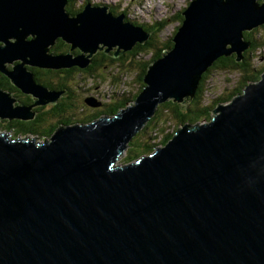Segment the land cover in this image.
<instances>
[{"label":"water","instance_id":"1","mask_svg":"<svg viewBox=\"0 0 264 264\" xmlns=\"http://www.w3.org/2000/svg\"><path fill=\"white\" fill-rule=\"evenodd\" d=\"M67 3L0 0V72L36 100L13 107L0 89V119L31 120L53 102L28 67L84 68L97 50L119 57L150 38L107 6L70 15ZM181 16L174 45L116 115L41 143L0 133V264H264V73L206 124L115 164L161 103L192 100L219 57L241 60L264 0H190ZM58 39L82 54L50 53Z\"/></svg>","mask_w":264,"mask_h":264},{"label":"rangeland","instance_id":"2","mask_svg":"<svg viewBox=\"0 0 264 264\" xmlns=\"http://www.w3.org/2000/svg\"><path fill=\"white\" fill-rule=\"evenodd\" d=\"M82 1L83 0H75L74 6L80 7ZM84 1H91L93 4L102 3L101 4L102 6H106V5L110 6L111 4H113L114 8L117 10V12H119V14H117L115 16H118V15L123 13L124 15H126L125 18H128L134 26H140V27L143 26V27L154 28L153 30L150 29V32L155 33V36L153 38H154V40L157 41L158 46H160V48H162V47H164L165 44H167L169 42L170 37L176 31L175 27L178 25V23L176 22V20H178V15L181 16V12L186 8V6L188 5V2L190 0H84ZM76 9H78V8H76ZM178 12H180V14H178ZM260 26H257L258 29H256V31H254V34H255V37L257 39L261 38V37H262V39H264V29L259 28ZM58 40H61V39H58ZM67 45L70 47L69 44H67ZM137 45H138V43H137ZM227 48H230V46H227ZM49 51H50V49H49ZM63 51L65 52L63 54H72L74 49L73 50H71L70 48L66 49V50L63 49ZM263 52H264V48H259L255 51V53H253L254 57L252 59H254V60H252L250 62V64L252 63L253 65L251 64V68L255 69V75L254 76H256V73L260 74L261 76L264 73V69L262 72V67L264 68V65H263L264 64V53ZM150 53H152L151 50L143 51L140 54H138L136 57H134V58L131 57V61H133V62H131L130 66L128 64L129 60H127V59L119 60L121 66H122V67H120V69L116 68V66L113 68L112 67H109V68L99 67L96 71H94V73H97L96 75L98 76V79H97L98 82L95 81V79L97 77L96 78L85 77L86 79L83 78L82 82L80 80H78L79 91H76V93L79 92L83 98L85 96H88V93H89V97L91 96L90 94H93V95L98 94V95H100V97H103V99L106 98L105 96H110L113 93H117L118 95H116V96L113 95V96H115L116 100L120 99V97H124V96H126L127 99H129V97H131L130 93L133 94V92H134V95H135L138 92L137 82H138L139 73H138V68L136 66H134L133 64H135V63H143L144 64L150 58ZM79 54L81 55L82 52H79ZM85 55H88V54H85ZM72 57H76V56H72ZM15 63L16 62H14L13 65H16ZM261 63H263V64H261ZM5 64H7V63H5ZM212 65L210 67H212ZM8 66H11V65H8ZM63 69H66V68H62V70ZM208 69L204 72V73L208 72L207 74L204 75L205 77L207 76L208 79H206V82L204 83V85H205L204 89L202 90V94L200 95V98H201L200 104H202L203 106L210 104V103H208V101H210V100H212V102L215 101L214 99H216V97L219 94H226V92H228L232 89H235L239 85V80L237 81L236 77H235L236 74L239 75L238 71H236V70L231 71L229 69L219 70V69L213 68L209 72ZM63 71H65V70H63ZM236 72H238V73H236ZM94 73H93V75H94ZM261 76H259V79L257 81H259L261 79ZM201 78H202V76L200 77V79ZM200 79L198 80V82L200 81ZM91 82L96 83L98 86L96 88L92 87V85H90ZM73 83L77 84V79H74ZM81 83H83V84H81ZM254 83H256V82H254ZM254 83L253 82L249 83L246 86L254 84ZM41 85H43V84H41ZM66 85L70 88L69 85H71V82L66 81ZM196 91H197V89H196ZM54 92L58 93L57 91H54ZM234 98H236V96L227 102L220 101L219 103H216L215 108L217 106L222 107V106L230 104ZM186 99H187V101H185V103H179L177 101L173 102V103L180 105V106H183V107H185V105L187 104L185 108H187L188 106H192L190 97H187ZM166 102H168V101H166ZM166 102H163L160 105H163ZM202 105H199V106L203 107ZM13 107H15V106H13ZM121 108H126V106L122 104ZM188 111H190V110H188ZM212 111H211L212 118L215 116H218L219 113L213 114ZM162 112H164V113H162V115H161L162 118L160 119L159 126H160V128H162L163 126L166 125V129H163L164 132H162L165 135V133L171 132V129L173 131V128H171V126L174 125V121L173 122L168 121L167 123L164 122V120L168 119L167 117L169 114L164 116V114L167 112V110H163ZM171 114L172 113H170V115ZM104 117L110 118L112 116L108 115V113H105L93 121H98L99 119L104 118ZM92 122H90V124ZM205 122L206 121H202L199 123L194 122L193 124L184 123V124L180 125V129L184 125L190 124L191 126H201V125L206 124ZM0 131L3 132V129H0ZM5 134H7L8 137H10V135L12 133L11 134L5 133ZM159 134L160 133H158V135ZM136 135H137V133H136ZM161 137H162V135L160 134L158 136V138L151 141V143H156L157 146H155V147H157V148H159L161 146V145H158L159 139H161ZM32 138H37V139H34V142L41 143L42 141H44V139H45V141H47L48 138L51 139V136L47 137V138L45 137L43 139L39 138V136L38 137H32ZM140 140L145 141L143 138H141ZM144 143H146V142H144ZM163 146H165V144ZM127 149H128V147H127ZM123 153H124L123 155L118 157L117 162H115V164L117 166L125 165L123 163L124 157H125L124 156L125 152H123ZM143 156L144 155H142L141 157H143ZM141 157H139V158H141ZM138 159H136V160H138Z\"/></svg>","mask_w":264,"mask_h":264},{"label":"trees","instance_id":"3","mask_svg":"<svg viewBox=\"0 0 264 264\" xmlns=\"http://www.w3.org/2000/svg\"><path fill=\"white\" fill-rule=\"evenodd\" d=\"M258 2H261V0H258ZM74 3H75V1L73 2V6H70V8H66L67 13L70 15L76 13V11L74 12L72 10V8L74 7ZM81 7H83V5ZM110 12H112V14L116 13V12H113L112 9L110 10ZM178 14H180V12H178ZM182 19H183L182 16H178V20H176L178 25L175 27L176 30L179 27V25L181 24ZM126 20L130 21L128 18H126ZM147 28H149V27H143L142 26V29L146 33H149L150 38L144 44H138V45L136 44L130 50L131 52H130L129 56L127 57L128 58L127 60H129L128 64L130 66L131 62H133V61H131V57L134 58L143 51H149V50L152 51V53H150V58L148 59L147 62H145L144 64L143 63L133 64L134 66H136L138 68L139 77H138V82H137L138 92L135 95H134V92H133V94L130 93L132 100H134L136 98V96L139 94V92L141 91V89L144 86L143 76L145 75L148 66L150 64H152L155 60L162 57L163 54L165 52H167L168 50H170V48L174 45L173 42L171 41V39L174 36L176 31L170 37L169 42L167 44H165L164 47L160 48V46H158V44H157V41L154 40V38H153L155 36V33H151L150 30ZM259 28L264 29V24L261 25ZM256 29H258V28L257 27L254 28L251 32H243V37H244V39H246V41L248 43V48L240 56L241 61H237V56L235 54L230 55V56H222V57H220L214 61L212 67H210L211 69L210 68L208 69L209 72L213 68L219 69V70L229 69L231 71H233V70L238 71L239 75L236 74L235 77H236L237 81L239 80V85L235 89H232V90L226 92V94H219L216 97V99H214L215 101L212 102V100H210V101H208V103H210V104L203 106L202 104H200L201 103L200 95L202 94V90L204 89V86H205L204 83L206 82V79H208V77L207 76L205 77L204 75L207 74L208 72L203 73L201 75L202 78L200 79L199 84L197 85V91L194 95V98L191 100L192 106H188L187 108H185L183 106L174 104L172 101H168V102L164 103L163 105H159L157 107V110H156L154 116L145 124V126L137 133V135L136 136L134 135L131 138V140L129 141L128 149L125 150V155H124L125 157H124L123 163L125 165L135 161L136 159H138L142 155H144V156L150 155L154 151V149L156 148L155 146H157L156 143H151V141L158 138V136L160 134L162 135V137H161V139H159L158 145H164L169 141V139H171V137L176 133V131H178L180 129L181 124H184V123L193 124L194 122L199 123L202 121H210V119H212L211 111L215 108L216 103H219L220 101L227 102V101L231 100L233 97L240 95L243 92V89L246 87L247 84L252 83V82L253 83L257 82V80L259 79V76H261V75L256 73V76H254L255 75V69L251 68L252 63L250 64V62L252 60H254V59H252L254 57L253 53H255V51L259 48H264V39H262V37L258 38V39L255 37L254 31H256ZM66 48H70V47H66ZM261 64H263V63H261ZM10 68H12V67H10ZM42 69H46V68H42ZM42 69L35 70L33 68L28 67V70H30L33 74H35L36 79L35 78L34 79L36 81H39L41 84L48 86L49 88H51V86L48 83H51V85L54 84V80H52V77L57 76V75H62L65 73V71H62L64 73H61L59 71L54 72V71H47V70H42ZM263 69L264 68L262 67V72H263ZM9 70H11V69H9ZM52 70H54V69H52ZM35 71H37V73ZM238 72H236V73H238ZM5 84H3L2 81L0 80V89H3V90L5 89V90L11 91L10 88L13 90L15 88H17V87L14 88L9 83V79L8 80L6 79ZM35 84H36V82H35ZM59 86H60V89L61 88L64 89L67 87L69 90H71L66 85V83L60 84ZM20 92H22V91L20 90ZM199 105H202L203 107H200ZM121 106H122V104L120 105V107ZM120 107H117L112 112L110 111L108 113V115H111V116L114 115L117 112V110L120 109ZM163 110H167V112L164 114V116L169 114L167 117L168 119L164 120V122L167 123L168 121H171V122L174 121V125L171 126V128H173V131L171 129V132L165 133V135L162 132H164L163 129H166V125L163 126L162 128H160V126H159L160 119L162 118L161 115H162V113H164V112H162ZM188 110H190V111H188ZM65 112H69V111L66 109H59L53 115L50 112L49 113V115H50L49 119L53 120L54 118H61L65 115ZM170 113H172V114L170 115ZM31 126H32L31 123H30V126H28V124L16 126V131L10 135V139H19L21 136H25L29 133L30 134H37L39 136L46 134L45 137H47V136L49 137V129H50L49 126L40 124V126H38V127L33 126L35 128L34 130H31ZM50 131H51V129H50ZM0 133H4V132H0ZM5 133H8V132H5ZM158 133H160V134L158 135ZM141 138H143L145 141L140 140ZM144 142H146V143H144Z\"/></svg>","mask_w":264,"mask_h":264},{"label":"flooded vegetation","instance_id":"4","mask_svg":"<svg viewBox=\"0 0 264 264\" xmlns=\"http://www.w3.org/2000/svg\"><path fill=\"white\" fill-rule=\"evenodd\" d=\"M74 1L75 0H68L66 8H70V6H73ZM88 2L92 3L91 1H82L81 5L88 3ZM98 4H101V3H98ZM98 4H96V5H98ZM112 5L113 4L108 6L109 11L112 9L113 12H116L113 15L119 14V12H117V10L114 8V5L113 6ZM75 8H78V9H75ZM81 9L82 8L74 6L72 8V10L74 12L76 11V13L72 14V15H76L78 12L81 11ZM125 16L126 15H124V17ZM125 20H126V18H125ZM147 29L153 30L154 28H147ZM66 47H69V46L65 42H63L61 40H56L54 45L49 48L50 49L49 52L52 54H55V55H58L60 53L63 54V53H65L63 51V49H65V50L69 49ZM115 51H116V49L107 51L106 48H102L101 50H97L95 52V54H93L91 56L90 64L87 67L80 68L78 66H72L70 68L63 69V70H65V73L62 72L63 71L62 69L52 70V69H42L39 67H29V68H33L35 70L42 69V70H47V71H54V72L59 71L61 73H64L62 75H57V76L52 77V79L54 80V84L51 85V83H48L51 86V88H49L46 85H41V83L39 81L35 80V82L38 85H41V86L47 88L49 91H52V92L57 91L58 95H60V97L58 96V98L55 100L54 103L49 102L48 104H45V105H36L35 107H33L31 109V111L34 113V116H33V119H31V120L7 119V118L0 119V129H3V132H8L9 134H11V133H14L16 131V126H21V125H26V124H28V126H30V123H31V125H32L31 130H34L35 128L33 126L38 127V126H40V124H42V125H47L50 127V129H51V131L49 129V137H50V136H52L54 131H56L57 128L72 126V125H76V124L77 125L88 124V123L92 122L93 120L97 119L102 114L109 113L110 111L112 112L117 107H120L121 104L124 105L126 103L127 97L126 96L120 97V99L116 100L115 96L118 95L117 93H113L110 96H105L106 97L105 99H103V97H100V95H98V94H95V95L90 94L91 96L89 97V93H88V96H85L83 98L79 92L76 93V91H79L78 80H80L82 82L83 78H85V77H92V78L97 77L95 79V81L98 82V80H97L98 76L96 75L97 73H94V71H96L99 67H102V68L112 67L113 68L116 66V68L120 69V67H122V66H121L119 60L128 59L127 57L129 56V54L131 52V51H126V52L122 53L119 57H115L114 56ZM79 52L80 51L78 49H74V51L72 52V56H75V55L78 56ZM10 67H12V66H7V69H11ZM35 72L37 73V71H35ZM93 73H94V75H93ZM34 78H35V74H34ZM6 79L8 80V78L3 73L0 72V80L2 81L3 84L6 83ZM74 79H77V84L73 83ZM66 81L71 82V85H69L71 90H69L67 87L64 89L63 88L60 89L59 85L66 83ZM9 83L15 88V86L11 83L10 80H9ZM81 84H83V83H81ZM90 85H92V87H94V88H96L98 86L96 83H93V82H91ZM15 89L13 90L10 88V90L12 92L9 90L1 89V90L5 91L6 93H8L11 96V98L14 100L13 106H15V107H17V106H32L35 104V101H36L35 98H33L31 95H27V94L20 92V90L17 88H15ZM113 95H115V96H113ZM89 98L91 99V101L88 100ZM90 103H93V104L91 105ZM59 109H66L69 112H65V115L61 118H54L53 120L49 119L50 118L49 113L51 112V114L53 115ZM0 132H2V131H0ZM45 135L39 136L37 134H30L29 133L28 136H31V137H38L39 136V138L43 139V138H45Z\"/></svg>","mask_w":264,"mask_h":264},{"label":"bare ground","instance_id":"5","mask_svg":"<svg viewBox=\"0 0 264 264\" xmlns=\"http://www.w3.org/2000/svg\"><path fill=\"white\" fill-rule=\"evenodd\" d=\"M83 1H84V0H83ZM85 4H86V3H85ZM85 4H83V6H84ZM122 15H123V14H122ZM255 28H256V27H255ZM142 30H143V29H142ZM143 31H144V30H143ZM144 32H145V31H144ZM145 33H146V32H145ZM146 34H149V33H146ZM135 45H136V44H134L133 47H134ZM133 47H132V48H133ZM129 51H130V50H129ZM60 54H61V53H60ZM75 56H76V55H75ZM14 62L17 63V61H12V62H10L11 64H9V65H13ZM16 63H15V64H16ZM26 67H27V66H26ZM43 91H46V92H48V94H51V95H54V96H55V97L53 98V100H52L53 103L55 102V100H56V99L58 98V96H59L58 93H55V92L49 91L47 88L41 89V92H43ZM45 94H47V93H45ZM88 100L91 101L90 98H89ZM45 101H47V100H45ZM50 103H51V102H50ZM120 110H121V109H120ZM114 115H116V114H114ZM114 115H113V116H114ZM179 130H180V129H179ZM135 135H136V134H135ZM173 136H174V135H173ZM173 136L171 137V139L173 138ZM132 137H133V136H132ZM132 137H131V138H132ZM131 138L128 140L127 143H129V141L131 140ZM171 139H170V140H171ZM170 140H169V141H170ZM169 141H168V142H169ZM168 142H167V143H168ZM162 146H163V145H161L160 147H162ZM156 149H157V147L154 149V151H155ZM125 150H126V149H122L121 152H120V155H123V154H124L123 152H125ZM154 151H153V152H154ZM117 159H118V158H117Z\"/></svg>","mask_w":264,"mask_h":264},{"label":"clouds","instance_id":"6","mask_svg":"<svg viewBox=\"0 0 264 264\" xmlns=\"http://www.w3.org/2000/svg\"><path fill=\"white\" fill-rule=\"evenodd\" d=\"M29 134H27V139H34L31 136H28ZM23 136H21L19 139H21ZM24 139V138H23Z\"/></svg>","mask_w":264,"mask_h":264}]
</instances>
